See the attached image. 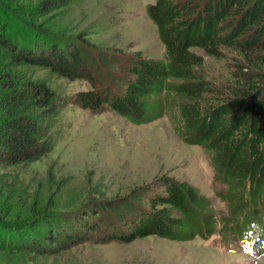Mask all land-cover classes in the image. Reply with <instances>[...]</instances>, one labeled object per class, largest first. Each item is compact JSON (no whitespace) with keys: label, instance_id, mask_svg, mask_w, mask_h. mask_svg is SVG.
<instances>
[{"label":"trees","instance_id":"obj_1","mask_svg":"<svg viewBox=\"0 0 264 264\" xmlns=\"http://www.w3.org/2000/svg\"><path fill=\"white\" fill-rule=\"evenodd\" d=\"M70 1L22 5L0 0V165L28 163L50 153L63 133L69 104L92 113L109 108L137 125L167 115L180 139L203 148L214 177L225 184V191L216 194L228 204L229 230L246 235L253 220L264 233V0H155L147 14L164 46L163 58L106 52L84 38L51 35L38 19ZM195 50L216 59L236 52L232 76L208 78L203 56ZM22 67L89 86L62 96L48 79ZM217 215L198 188L162 176L77 219L85 230L80 237L47 211L19 224L0 221V247L55 253L94 239L93 234L100 243H129L150 235L208 238ZM91 218L97 221L88 223ZM219 218L224 232L228 220ZM13 239H19L16 245L9 243Z\"/></svg>","mask_w":264,"mask_h":264},{"label":"rangeland","instance_id":"obj_2","mask_svg":"<svg viewBox=\"0 0 264 264\" xmlns=\"http://www.w3.org/2000/svg\"><path fill=\"white\" fill-rule=\"evenodd\" d=\"M36 1L17 0V3ZM154 2L71 0L38 21L53 36L84 38L102 51L127 54L140 51L148 57L163 58L164 46L147 14V7ZM195 51L203 56L202 71L208 78L225 81L232 76L236 52L227 51L216 59ZM21 71L48 79L50 87L62 96L89 86L83 80L49 76L47 70L37 67H22ZM62 123L63 133L50 153L28 163L0 165L3 223L19 224L47 211L57 215L54 220L61 222L63 229L70 233L77 231L80 237L85 230L79 229L76 221L90 216L96 205L119 201L135 187L170 176L198 188L211 200L217 214L227 218V226L224 232L219 230L217 215L213 219L216 228L208 238L196 235L188 240H174L150 235L129 243H100L93 234L89 237L94 239L76 242L55 253L1 246L0 264H264V250H257L264 248L261 227L251 220L246 235H235L229 230L232 217L228 204L216 194L225 191V184L214 177L203 148L180 139L169 116L137 125L109 108L92 113L69 104ZM142 205H147V201L143 200ZM64 219L71 223L70 227ZM96 221L97 218H91L88 223ZM252 230L260 235L258 242L253 240ZM18 241L13 239L9 243L16 245ZM247 246L254 253L246 251Z\"/></svg>","mask_w":264,"mask_h":264},{"label":"snow or ice","instance_id":"obj_3","mask_svg":"<svg viewBox=\"0 0 264 264\" xmlns=\"http://www.w3.org/2000/svg\"><path fill=\"white\" fill-rule=\"evenodd\" d=\"M245 244H247L246 241H245ZM245 250L251 252V247L250 246H247Z\"/></svg>","mask_w":264,"mask_h":264}]
</instances>
